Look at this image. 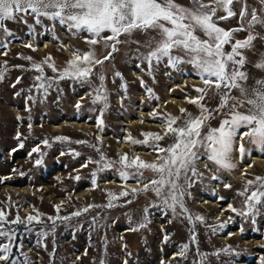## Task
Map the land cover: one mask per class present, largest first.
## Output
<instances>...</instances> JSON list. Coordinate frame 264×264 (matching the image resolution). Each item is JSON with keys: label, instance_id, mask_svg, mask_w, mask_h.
<instances>
[{"label": "rangeland", "instance_id": "1", "mask_svg": "<svg viewBox=\"0 0 264 264\" xmlns=\"http://www.w3.org/2000/svg\"><path fill=\"white\" fill-rule=\"evenodd\" d=\"M177 2L188 5L189 0ZM235 7L238 11L239 5ZM41 20V24H35L33 16L28 15L25 24L17 17V22H6L13 36H0V41L8 44L7 48H0V53L7 52V55L0 54V69L4 70V79L0 81V177H10L0 182V210L7 214L9 221L17 215L23 221L9 225L15 230L18 245L13 249V259L23 261L27 255L32 264H101V261L105 264H125V261L127 264H161L162 261L164 264H200L199 254H207L205 264H260L264 257V207L257 206L260 210L254 218L238 215L228 208L231 204L241 209L244 197L238 193L245 189L248 180L264 177V164L252 161L253 156L264 158V151L249 144L248 137L243 142L250 153H246L241 160L240 153L234 152L236 167L230 171L218 169L217 165L203 157L196 161L198 170L204 175L195 178L188 188L189 194L184 196L188 212L181 215H174L153 192L133 194L132 188L125 186L100 187V182L111 180L137 184L135 179L122 180L117 168L100 171V165L96 163L82 167L89 158L99 161L100 153L113 161L123 153L130 158L138 156L147 162L154 161L156 153L151 146L154 142L143 133L163 134L166 129L157 127L162 123L163 114L181 117V108L193 116L200 113L196 105L185 99L186 96L196 97L198 93L194 89L204 87L192 67L180 65L181 70H176L160 64L154 68L152 75H148L146 64L137 67L141 62L136 45L121 44L110 61L94 69V73H103L105 77L106 108L104 101L93 103V90L100 86L95 74L90 77V82L84 83L67 78L58 80L45 94L34 86L38 83L35 77L40 73L35 71L33 64L51 56L56 67L63 69L72 59L74 49L86 52L89 46L84 41L87 33L73 35L59 22L43 17ZM218 24L226 29L238 26L237 18L218 21ZM258 31L264 33V29ZM246 35V32L235 34L237 39ZM134 38L143 40L144 36L135 33ZM46 42L52 45L47 46ZM25 44H32L35 50L25 47ZM254 44V49L246 50L251 62L257 61L264 53V41L256 40ZM95 50L99 57L106 54L102 44L97 45ZM225 50L230 51V46L226 45ZM43 67L45 77L57 75L47 65ZM250 67H253L252 63L245 65V69ZM116 72L121 75L116 76ZM17 78H20L18 84L15 83ZM188 79L197 83L184 84ZM179 85H185V88ZM148 89H151V95ZM29 96L33 99L29 100ZM172 97L185 101L178 105L170 100ZM78 103L79 109L76 107ZM139 110L148 114L141 117L143 123L123 125L125 121L136 120ZM154 111L158 114L155 119L150 115ZM223 118L210 120L209 126L218 127ZM98 119L103 120L102 130L97 126ZM69 121L86 123L89 128L66 125ZM57 125H62L61 129H55ZM207 130L205 127L204 131ZM129 138L139 141L148 139L149 144H132ZM45 140L48 144L44 143ZM173 141L174 137L168 135L158 143L167 147ZM21 144L23 147H20ZM124 146H129L132 151ZM34 148H39V152H32ZM138 150L149 155H137ZM37 159L41 160L39 165L35 163ZM202 160L210 164L211 170L203 168ZM93 172H96L95 177ZM213 174L218 179H211ZM238 174L239 178L236 177ZM144 176L150 180L154 174L144 170ZM93 179L96 180L95 185ZM180 182L183 183V179ZM225 184L231 187L225 188ZM84 190H88V195L83 199L70 197V194ZM125 190L129 191V195L112 200L113 207H104L109 203L108 193L119 194ZM252 190L254 186H249V195ZM55 205H61V217L70 216L88 205L99 207L67 221L58 220L52 232L51 221L47 217L57 215ZM37 213L42 214L41 223L28 225L25 218ZM189 215L203 216L204 221H190L187 218ZM142 223L144 226L139 227ZM222 223L225 226L218 228ZM130 228L137 230L130 231ZM214 228L218 230L213 231ZM42 232L48 235L42 237ZM193 235L197 243H193ZM184 244L188 245L186 259L178 254ZM229 247L233 254L220 252L219 257L213 255ZM53 251L54 258L50 256Z\"/></svg>", "mask_w": 264, "mask_h": 264}, {"label": "snow or ice", "instance_id": "2", "mask_svg": "<svg viewBox=\"0 0 264 264\" xmlns=\"http://www.w3.org/2000/svg\"><path fill=\"white\" fill-rule=\"evenodd\" d=\"M236 5H239L238 11ZM218 12H223L224 15L218 16ZM28 15L33 16L35 24H41L43 17L66 26L73 35L87 33L84 41L89 46L88 51L74 49L72 59L63 69L56 67L51 56L40 63L33 64L35 71L40 73L35 77L38 83L34 86L37 90L42 89L45 94L48 88L58 80L67 78L84 83L90 82V77L95 74L100 81V86L93 90V103L104 101L106 108L107 96L103 85L105 77L103 73H94V69L110 61L114 53L119 51V45L128 43L136 45L138 59L141 62L137 64V67L141 68L143 64H146L148 75H152L154 68L160 64L176 70H181L180 65H190L204 85L194 89L198 93L196 97H185L188 103L200 109L198 116H193L186 109L181 108V117L163 114L161 127L166 129L163 134L143 133L145 137H151L154 142L151 145L156 153L154 161L147 162L138 156L130 158L127 153L120 154L119 159L113 161L100 153L99 161H92L89 158L82 167H87L89 163H96L100 165L98 169L100 171L106 168H117L122 180H136L138 187L131 189L133 194L140 191L153 192L161 204L170 209L174 215H181L188 212L184 201V196L189 194L188 188L191 187L195 178L204 175L198 170L196 161L203 157L206 161L217 165L218 169L230 171L236 167L233 162L234 152L240 153L241 160L246 153H250V149H247L243 142L245 137H248L249 144L264 151V79H258L257 86L250 90L246 87L249 76L245 70V65L252 63L253 67L264 71V53L260 54L255 62L249 61L246 56V50L255 48L254 41H264V33L258 31V29H264V0H189L188 5L180 4L177 0H0V36H13L6 22H17L19 17L20 22L27 24ZM232 18H237V27L226 29L219 26L218 21ZM237 32H246L247 35L243 39H237L235 36ZM135 33L142 34L144 39H135ZM101 44L106 54L99 57L95 48ZM226 45L230 46V51L225 50ZM24 46L35 50L32 44ZM7 47L6 42L0 41V48ZM0 54L7 55V52ZM25 59L32 58L25 57ZM44 65L57 75L51 78L45 77ZM115 75L121 74L116 72ZM3 79L4 70L0 69V81ZM15 83H20V78H17ZM141 84L144 86L143 81ZM12 86L15 87V84ZM213 90H215L218 104L216 108L209 109L202 102L208 92ZM233 90H237L240 95L233 96L231 94ZM148 92L151 95V89H148ZM28 99L33 98L29 96ZM245 104L246 110L239 111ZM76 107L79 109L80 104L78 103ZM225 109L227 111H224ZM150 115L154 119L158 116L155 111ZM221 115L224 118L219 126L210 127L208 122ZM102 125L103 120L98 119L97 126L101 130ZM205 127L208 129L207 132L204 131ZM241 129H247V131L241 132ZM168 135L174 137V141L167 147H162L158 142ZM57 139L67 138L58 137ZM129 139L132 144H149L148 139L144 141ZM44 143L48 144V141L45 140ZM77 143L86 142L77 141ZM237 144L238 147H236ZM20 147H23V144ZM92 147L100 152L95 145ZM32 152H39V148L32 149ZM31 154L30 152L29 156ZM75 155L78 156L80 153ZM35 163L39 165L41 160L37 159ZM205 167L211 170L209 163H205ZM144 170H150L154 174L153 178L147 179L144 176ZM95 175L96 172H93V177ZM7 179L10 177H0V182ZM181 179L183 183L180 182ZM211 179L216 180L218 177L213 174ZM92 182L96 184L95 179ZM140 185L142 187H139ZM224 186L231 187L229 184ZM249 186H254L250 195L248 194ZM238 194L244 197L242 208L238 210L231 204L228 208L238 215L254 218L259 214L260 209L257 206L264 207V177L257 176L254 180H248L245 189ZM108 195L109 203L104 207H113L112 200L129 195V191H121L119 194L110 192ZM54 207L57 215L47 217V220L51 221L52 232L55 231L58 220L67 221L72 217H79L91 208L99 206L88 205L64 217L59 215L61 205ZM41 215L40 213L35 216L28 215L25 218L27 224L41 223ZM187 218L190 221H204V217L200 215H189ZM22 222L19 215L13 220H7V214L0 210V238H2L0 262L2 264H32L27 255L24 256L23 261L13 259V249L18 245L15 230L9 225ZM143 226V223L139 225V227ZM224 226L222 223L218 228ZM218 228H214L213 231H217ZM40 235L46 237L48 233L42 232ZM191 239L193 243H197L194 235ZM187 249V244L181 245L178 254L186 259ZM220 252L233 254L229 247L220 249L213 255L219 257ZM199 255L200 264H205L207 254ZM50 256L54 258L55 252L50 253ZM101 264L105 262L101 261ZM161 264L164 262L162 261ZM260 264H264V257L261 258Z\"/></svg>", "mask_w": 264, "mask_h": 264}, {"label": "bare ground", "instance_id": "3", "mask_svg": "<svg viewBox=\"0 0 264 264\" xmlns=\"http://www.w3.org/2000/svg\"><path fill=\"white\" fill-rule=\"evenodd\" d=\"M45 45H47V46H51L52 44H50L49 42L47 43H45ZM69 45V44H68ZM42 49V48H41ZM66 49H67V51L69 50L68 49V46L66 45ZM186 82H196L194 79H188V80H186L185 82H184V84L186 83ZM197 83V82H196ZM179 87H181V88H185V85H179ZM171 101H173V102H176L178 105H181L182 104V102H184L185 100H179V99H177V98H174V97H172L171 99H170ZM137 115H138V118L136 119V120H132V121H130V122H124L123 123V125H125V126H130V125H137V124H141V123H143V122H141L142 120H141V117H146L148 114L146 113V112H142V111H140L139 110V112H137L136 113ZM66 125H71V126H75V127H87V128H89V125H87L86 123L84 124V123H79V122H76V121H69V122H66L65 123ZM149 126H152L151 124H148ZM55 127V129H61V127H62V125H57V126H54ZM157 127H160V128H163V127H161V125H157ZM164 129V128H163ZM124 147H126V148H128V149H130L131 150V148L129 147V146H124ZM132 151V150H131ZM137 155H141V154H145V155H149V153L148 152H143V151H140V150H138L137 152ZM252 161L253 162H259V163H263L264 164V158H260V157H257V156H253L252 157ZM205 163H207L206 161H204V160H202V162H201V165L203 166V168H205V169H207L206 167H205ZM207 170H209V169H207ZM236 177H240V174H238V175H236ZM99 186L100 187H107V186H111V187H122V186H125V187H129V188H136V187H138V185L136 184V183H132V182H128V183H121V182H117V181H115V180H111L110 182H108V183H105V182H100L99 183ZM139 187H142V186H139ZM17 190H19V189H17ZM89 190V189H88ZM88 190H84V191H82V192H80V193H78V194H70V197H77L78 199H83L84 197H86L87 195H88ZM22 192V191H21ZM67 199V198H66ZM66 199H63V200H66ZM212 205V204H211ZM25 213H27V211H25ZM159 227H162V225L161 224H159ZM118 235H121L120 233H118ZM120 245L121 246H123V242H120Z\"/></svg>", "mask_w": 264, "mask_h": 264}, {"label": "crops", "instance_id": "4", "mask_svg": "<svg viewBox=\"0 0 264 264\" xmlns=\"http://www.w3.org/2000/svg\"><path fill=\"white\" fill-rule=\"evenodd\" d=\"M217 15H224L223 12H218ZM247 72H248V80L246 81V87H248L250 90L253 88V87H256V81L258 79H264V71H260L258 70L257 68L255 67H250L248 69H245ZM233 96H239V92L237 90H233L232 93H231ZM231 103V102H230ZM198 108V107H197ZM247 108V105L245 104L244 107L240 108L239 111L241 112H244ZM200 110V109H199ZM199 115V114H198ZM197 115V116H198ZM240 131H247V129H241Z\"/></svg>", "mask_w": 264, "mask_h": 264}, {"label": "built area", "instance_id": "5", "mask_svg": "<svg viewBox=\"0 0 264 264\" xmlns=\"http://www.w3.org/2000/svg\"><path fill=\"white\" fill-rule=\"evenodd\" d=\"M203 104H205L209 109H214L217 107L218 104V99L215 95V90L213 91H209L207 96L205 97ZM224 111H227V109H225ZM223 116H216L215 118H222Z\"/></svg>", "mask_w": 264, "mask_h": 264}]
</instances>
